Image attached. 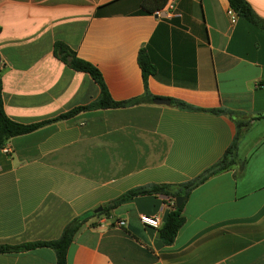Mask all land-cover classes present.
<instances>
[{
  "label": "crops",
  "instance_id": "crops-1",
  "mask_svg": "<svg viewBox=\"0 0 264 264\" xmlns=\"http://www.w3.org/2000/svg\"><path fill=\"white\" fill-rule=\"evenodd\" d=\"M140 1L0 0L1 100L11 120H50L97 97L88 73L55 56L56 41L98 70L112 99L151 97L9 138V151L0 147V244L55 239L69 220L130 188L185 182L213 165L237 130L234 163L189 191L171 243L138 220L157 214L161 224L171 200L139 195L88 215L65 264H264V31L231 20L226 0H174L179 16L170 18ZM246 1L264 19V0ZM140 49L154 68L145 86ZM0 264L55 257L42 246L0 252Z\"/></svg>",
  "mask_w": 264,
  "mask_h": 264
},
{
  "label": "trees",
  "instance_id": "trees-1",
  "mask_svg": "<svg viewBox=\"0 0 264 264\" xmlns=\"http://www.w3.org/2000/svg\"><path fill=\"white\" fill-rule=\"evenodd\" d=\"M165 0H141L140 5L142 9L146 12H152V10L159 8L163 5ZM229 8L235 13L236 16L246 19L256 27L264 31V19L256 15L252 10L250 5L246 0H226ZM53 52L56 57L61 61L66 63L69 67L74 70H79L88 73V75L94 80L98 85L99 92L95 99L91 100L85 105L77 106L71 110L56 116L50 120L35 122L31 124H21L15 122L8 118L2 108L1 100V82H0V147L11 137L21 135L27 132L34 130L35 128L48 123L56 119H62L71 116L72 114L81 111V110H91V109H101V108H115L123 107L128 105H133L142 102H149L151 100L150 96L142 95L139 97H133L125 100H114L111 98L98 70L89 62L78 58L75 53L69 49L65 44L61 42H54ZM137 63L141 70V76L143 85L145 86V79L148 74H151L154 70L151 65L147 55L143 53L140 49L137 53ZM1 70V69H0ZM170 104L182 108V109H199L197 107L191 106L181 100L170 99ZM214 113H223L227 114L230 117H233L235 120L236 112L228 110L226 108H213L208 109ZM264 115V114H262ZM236 128L244 125V121L235 120ZM237 138V130L234 134L230 144L223 151L220 158L210 167L203 170L201 173L195 177L178 184H166V183H152L141 185L137 187L130 188L123 193L119 194L110 201L102 205L101 211L90 214H80L71 220H69L62 228L59 236L55 239L49 240H39L33 242H26L16 245L10 244H0V252H12V251H21L27 250L35 247H48L52 249L55 257V264H65V255L69 243L72 240V237L76 229L80 226L82 222L87 219L88 215L100 214L110 209L114 208L121 202L130 199L135 196L145 195V194H161L166 196L169 200L177 195L187 196L189 191L197 186L199 183L204 181L209 175L215 173L218 170L224 169L234 163L235 161V142ZM183 202L180 206L171 208L165 215L162 223L158 227V236L161 239L163 244H169L174 238V235L177 229L183 222V216L181 215Z\"/></svg>",
  "mask_w": 264,
  "mask_h": 264
},
{
  "label": "built area",
  "instance_id": "built-area-1",
  "mask_svg": "<svg viewBox=\"0 0 264 264\" xmlns=\"http://www.w3.org/2000/svg\"><path fill=\"white\" fill-rule=\"evenodd\" d=\"M174 9H175L174 0H165V2L161 7L152 10L151 13L156 17H161V18H170L173 16H179V13L174 11ZM226 13L230 16L231 20H233V18L236 16L235 13L230 8L227 9ZM1 150L2 152L7 153L9 151V146L3 144L1 146ZM169 206L170 209L173 208L174 206L173 200L169 202ZM138 220L141 224L152 228H158L160 225V219L157 214H153V215L139 214ZM115 223L117 225H122L124 222L122 220H116Z\"/></svg>",
  "mask_w": 264,
  "mask_h": 264
},
{
  "label": "water",
  "instance_id": "water-1",
  "mask_svg": "<svg viewBox=\"0 0 264 264\" xmlns=\"http://www.w3.org/2000/svg\"><path fill=\"white\" fill-rule=\"evenodd\" d=\"M152 101L154 103H162V104H168L169 103V100L168 99H162V98H153ZM185 199V196L183 195H177L173 198V201H174V206L175 207H178L180 206V204L182 203V201ZM101 210V206H98L97 208L93 209L92 211L93 212H97V211H100Z\"/></svg>",
  "mask_w": 264,
  "mask_h": 264
}]
</instances>
